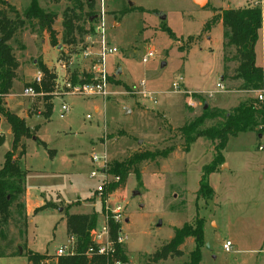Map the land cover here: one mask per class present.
<instances>
[{"label":"rangeland","instance_id":"obj_1","mask_svg":"<svg viewBox=\"0 0 264 264\" xmlns=\"http://www.w3.org/2000/svg\"><path fill=\"white\" fill-rule=\"evenodd\" d=\"M7 1L20 15L31 2ZM81 1L84 12L90 11V4L95 15L90 22L92 33L76 44L62 45L64 13L73 9L71 0H38L40 8L56 16L57 47L50 44L47 32L29 27L10 42L20 68L13 89L5 98L6 108L26 119L32 130L40 127L24 140L26 154L21 159V168L28 173L27 192L21 198L28 224L24 235L26 247L47 255L46 264H54L57 251L64 245L69 252L74 250L66 223L70 205L80 204L68 214L95 211L100 224L107 217L106 207L122 202L128 221L121 225L122 237L129 264H145L173 238L176 229L195 223L204 225L201 264H264V151L259 150L264 147V139L260 140L255 133L230 138L223 154L225 161L209 177L214 195L207 199L198 192L202 169L214 158L212 145L200 139L187 153L178 134V129L201 115L203 102L211 108L221 106L230 110L240 100L255 97V93H234L222 81L223 26L218 24L207 30L206 25L220 11L246 8L255 2L264 4V0H205L208 3L204 7L197 6L194 0ZM102 10L106 44L118 50L106 59L112 79L109 95L87 99L57 94L55 89L52 117L44 120V94L25 98L24 89L34 82L41 63L56 73L59 87L72 71L86 70V63L77 62L75 55L101 42L96 28ZM160 15L166 20L162 21ZM60 46L62 50L58 49ZM256 57L262 67V32ZM61 62L73 65L65 73ZM175 83L179 91L173 87ZM219 83L226 92H217ZM237 86L233 85L234 90ZM143 92L153 94L156 104ZM63 106H68L70 112L61 118ZM0 136L5 139L0 147L1 169L5 154L12 149L10 127L1 115ZM171 146L176 150L168 158L138 165L140 181L130 175L121 186L117 177L110 174V165L105 168L108 175L104 182L101 177H90L94 171L105 170L92 162L94 155L107 154L110 162L124 161L137 153L162 151ZM102 182L105 192L100 195L97 188ZM135 192L139 195L135 196ZM46 204L52 209L36 214L35 210ZM10 230L17 235L13 228ZM91 238L94 240L93 234ZM227 241L233 244L230 252L223 248ZM181 249V257L158 264H189L194 240H187ZM17 250L16 257H0V264H28L22 248Z\"/></svg>","mask_w":264,"mask_h":264},{"label":"trees","instance_id":"obj_2","mask_svg":"<svg viewBox=\"0 0 264 264\" xmlns=\"http://www.w3.org/2000/svg\"><path fill=\"white\" fill-rule=\"evenodd\" d=\"M71 1H74L73 9H67L64 13L62 45L76 44L77 40H82L93 31L90 24L95 15L93 5L89 4L90 11L85 13L81 0ZM87 2L89 3V0ZM55 22L56 16L40 8L38 0H31L30 6L22 15L7 0H0V115L9 125L12 136V149L5 154L4 163L0 169V257H16L19 255L17 247H21L28 264H46L49 257L28 250L24 241L28 224L26 208L21 198L26 192L27 172L21 168V159L26 154L24 140L32 137L33 130L28 126L26 119L20 118L6 108L5 98L13 89L14 82L18 78L17 71L20 68L10 42L18 32L29 27L47 32L50 36V44L57 47L59 43L54 30ZM86 24H89L88 29ZM218 24L223 26V61L225 63L223 78L238 83L236 90L241 92L254 93L263 89L264 67L257 66L256 45L259 33L264 34V10L257 6L229 8L215 14L206 25V29L210 30ZM39 68L44 75V80L42 89L36 87V90L44 94L42 117L44 120H49L53 114V94L56 89L57 75L42 63L39 64ZM90 78L86 72L82 74L74 72L71 75L73 84L90 82ZM111 80L109 77L110 83ZM193 97L202 101L196 95ZM206 104L203 102L201 115L178 129V134L182 140L183 150L187 153L200 139H205L212 145L214 158L202 169L198 192L200 197L210 199L214 195V190L210 186L209 177L216 173L218 167L225 161L223 154L230 138L243 133L264 136V103L259 102L256 97H249L240 100L239 104L229 111L209 106L204 109ZM39 128L37 126L34 130L37 131ZM4 143V137L0 136V147ZM175 150L176 147L171 146L162 151L137 153L124 161L110 162V174L120 178L121 186L126 184L130 175H135L140 181L141 171L138 165L156 161L158 158L166 159ZM75 205H70L66 210L67 232L69 238L73 239L74 250L67 256H56L54 264H116L117 262L129 264L126 245L119 241L123 235L122 226L113 222L110 223L109 239L112 250L109 254L91 256L87 254L94 245L91 235L98 226L99 214L95 211L90 214H68ZM51 209L52 207L46 204L35 212L37 214ZM11 228L17 232V235L11 232ZM203 229V223L186 224L176 229L173 238L149 257L145 264H158L170 258L181 257L183 254L181 248L189 239H193L195 243V249L190 253L189 264H201L200 248L204 242Z\"/></svg>","mask_w":264,"mask_h":264},{"label":"built area","instance_id":"obj_3","mask_svg":"<svg viewBox=\"0 0 264 264\" xmlns=\"http://www.w3.org/2000/svg\"><path fill=\"white\" fill-rule=\"evenodd\" d=\"M260 7L262 10H264L263 4H255V7ZM105 13L102 10V17L100 18V22L98 24V28H96V34L101 36V42L95 46V45H89L88 47L84 48L79 56H77L75 59L76 61H81L86 63V70H82L79 72V74H82L83 72L88 73L90 75V82L86 83H77L73 84L71 81V75L75 72L72 71L65 80L62 83V86L58 84V79L56 81V89L58 90V93H62L64 96H75V97H81V98H97L102 97L106 98L109 95L108 88L111 86V83L109 82V74L107 72L106 67V59L109 56L115 55L118 50L113 47H109L106 44V36H105ZM70 61V60H69ZM73 65V62H61V68L65 71H68V68H70ZM66 73V72H65ZM44 80V75L42 71H39L37 73V76L34 80V82L30 85H28L24 91L22 96L25 98H39L43 96V93H39L36 90V87L42 89V84ZM182 80V79H180ZM173 87L176 91H179V85L173 84ZM217 89L219 93L226 92L224 86L222 84L217 85ZM255 93L256 99L264 103V88L261 90H258ZM145 97H149L152 100L153 94L143 92L142 93ZM153 103L156 104V101L153 100ZM191 106H194L191 104ZM70 112V109L68 106H63L61 110V118H64L66 114ZM262 139H264V136H262ZM259 150L264 151V147L260 146ZM92 162L95 164H100L101 167L104 169L109 167V159L108 155L104 154L102 157H98L97 155H94L92 157ZM107 172L106 169L103 171H94L90 174V177L92 179H97L98 177H101L103 182L107 180ZM116 182L120 181V178H116ZM99 186L97 188V192L102 195L105 192L104 185ZM107 210V217L102 219V223H98V226L96 230L93 232L94 240L93 246L88 250V255H108L109 252L112 250L111 243H110V223L113 222L117 225H122L126 221L125 217V207L123 206L122 202H117L113 207H106ZM120 243H125L123 237L119 239ZM233 244L230 241H227L223 248L226 252H230ZM69 254V250L67 246H63L57 251V256H67ZM116 264H122L120 262H117Z\"/></svg>","mask_w":264,"mask_h":264},{"label":"crops","instance_id":"obj_4","mask_svg":"<svg viewBox=\"0 0 264 264\" xmlns=\"http://www.w3.org/2000/svg\"><path fill=\"white\" fill-rule=\"evenodd\" d=\"M262 2H260V3H258V2H255V3H251V5L253 6H255V4H261ZM263 4V3H262ZM263 7H264V4H263ZM232 9H240V8H232ZM226 10V9H225ZM263 33V32H262ZM263 39H264V34H263ZM80 55V54H79ZM79 55H77V56H79ZM77 62H79V63H81V61H77ZM86 65V64H85ZM87 66V65H86ZM257 66H259L258 64H257ZM259 67H261V66H259ZM262 67H264V64H263V66ZM77 72V71H76ZM80 72V71H79ZM222 81L224 82V83H228L229 84V89L231 90V88H234L233 87V85H236V84H238V83H234V82H230L229 81V79L227 78L226 80L224 79V78H222ZM232 84V85H231ZM231 91H233L234 93H238V94H240L241 96L242 95H244L245 94V92H241V91H236V90H231ZM244 93V94H243ZM240 96V98H242ZM193 104V103H192ZM194 105V104H193ZM196 105H194L193 107H195ZM236 106L234 105V106H230V110L231 109H233V108H235ZM214 108H218V109H221V110H226L227 108H222L221 106H216V107H214ZM226 111H229V110H226ZM258 138H259V136H257ZM261 140V139H260ZM27 175H28V173H27ZM27 181V180H26ZM27 192V191H26ZM25 192V193H26ZM26 198V197H25ZM23 203H24V201H23ZM24 205H25V203H24ZM76 215V214H75ZM78 215V214H77ZM80 215V214H79ZM27 244V243H26ZM27 249L28 250H30L29 248H28V245H27ZM31 251V250H30ZM33 252V251H32ZM35 253V252H34ZM56 256H57V253H56Z\"/></svg>","mask_w":264,"mask_h":264},{"label":"water","instance_id":"obj_5","mask_svg":"<svg viewBox=\"0 0 264 264\" xmlns=\"http://www.w3.org/2000/svg\"><path fill=\"white\" fill-rule=\"evenodd\" d=\"M194 3L197 5V6H200V7H204L205 5H207L208 1H205V0H194ZM131 6H133V4H131ZM160 19L162 21H165L166 20V17L163 16V15H160ZM59 50H62V46H60L58 48ZM119 74V73H118ZM208 108V104L205 105L204 109H207ZM32 133L34 134L35 131L33 130ZM34 140H36V137L34 136L33 137ZM259 139H262V135H259ZM134 195H139V192H135ZM126 223H128V221H126ZM91 241H93V238H91ZM21 251V250H20Z\"/></svg>","mask_w":264,"mask_h":264}]
</instances>
